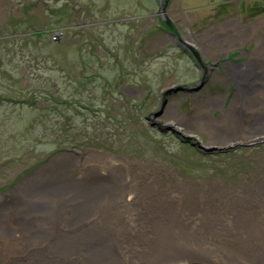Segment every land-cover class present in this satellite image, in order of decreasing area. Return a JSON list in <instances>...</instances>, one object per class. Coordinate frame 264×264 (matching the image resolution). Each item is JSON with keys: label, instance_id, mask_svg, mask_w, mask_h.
I'll return each instance as SVG.
<instances>
[{"label": "rangeland", "instance_id": "374dc122", "mask_svg": "<svg viewBox=\"0 0 264 264\" xmlns=\"http://www.w3.org/2000/svg\"><path fill=\"white\" fill-rule=\"evenodd\" d=\"M179 1L166 13L206 67L167 32L161 12L166 0H0V219L21 211L14 196L26 194L35 207L30 211L40 210L29 189L19 188L23 181L35 187L50 178L46 172L73 160L74 175L87 174L90 164L105 163L96 156L100 153L151 171L164 186L187 185V200L214 186L239 190L258 183L263 190L254 197L264 199L263 138L212 145L205 130L172 124L195 122L203 111L216 118L233 102L251 103L237 80L235 89L226 83V75L229 59H248L257 43L230 45L223 36L205 45L207 51L202 44L204 52L197 43L232 21L264 22V0H183V6ZM253 53L260 59L264 52ZM206 70L199 90H177L180 84L197 85ZM249 72V81L264 87V71ZM165 91L171 92L162 109ZM220 94L224 101L213 102ZM157 111L153 119L178 132L151 126L149 115ZM198 141L202 146L195 145ZM2 248L0 240V264L8 258Z\"/></svg>", "mask_w": 264, "mask_h": 264}, {"label": "bare ground", "instance_id": "6f19581e", "mask_svg": "<svg viewBox=\"0 0 264 264\" xmlns=\"http://www.w3.org/2000/svg\"><path fill=\"white\" fill-rule=\"evenodd\" d=\"M223 36L230 45L251 39L257 43L253 54L264 52V22L246 26L232 21L200 36L197 45L203 44L207 51L205 45ZM253 51L237 64L229 59L232 72H228L238 81L241 95L252 98L251 103L233 102L216 118L203 111L195 122L185 119L172 124L205 130L212 145L264 139V87L247 78L248 70L264 71V53L257 59ZM242 67L247 70L241 75ZM220 95L213 102L219 104L222 97L223 102L225 95ZM230 110L231 117L227 115ZM96 156L105 163L90 164L87 174L75 176L73 160L46 172L50 178L39 179L35 187L25 181L19 185L22 192L27 187L32 200L41 205L33 212L26 194L11 198L21 211L0 219L1 252L8 257L4 264H264V199L254 197L263 190L260 183L239 190L214 186L187 200L185 184L164 186L151 171L117 163L111 153ZM219 199L227 200V205H220ZM222 236L229 248L220 244Z\"/></svg>", "mask_w": 264, "mask_h": 264}, {"label": "water", "instance_id": "95a60500", "mask_svg": "<svg viewBox=\"0 0 264 264\" xmlns=\"http://www.w3.org/2000/svg\"><path fill=\"white\" fill-rule=\"evenodd\" d=\"M169 4V1L166 0L165 5L162 7L161 12H162V17H163V22L165 23V25L167 26V28L169 29V31L178 38L177 43H180L181 45L184 46L183 49H185L186 51H188L189 53H192L194 55V57L198 60V62L200 63L201 66H205L206 64L203 61L202 57L200 56V52L191 44L189 43L186 39L183 38V36L180 34L179 30L177 29V27L174 25L172 19L169 17V15L166 13V8ZM209 70V69H208ZM206 70L205 71V76L203 78L200 79L199 83L197 85H192V84H180L178 85V89L177 90H182V89H196L199 90L201 87L204 86L206 80H207V76L209 75V71ZM171 91H165L164 92V98H163V107L162 109L165 107V105L167 104L168 101V95ZM161 111H157V112H153L149 115V119L152 120L151 122V126L156 124L158 125L159 128L161 129H167V130H173L178 132V129L174 128L173 125H163L160 121H155L154 116L160 115ZM184 137H188L189 139L193 138L196 139L197 137L195 135H191V134H183ZM195 145H199L202 146L201 141L195 142Z\"/></svg>", "mask_w": 264, "mask_h": 264}, {"label": "flooded vegetation", "instance_id": "af4514ba", "mask_svg": "<svg viewBox=\"0 0 264 264\" xmlns=\"http://www.w3.org/2000/svg\"><path fill=\"white\" fill-rule=\"evenodd\" d=\"M169 1V4H168V6H170V5H172L171 3H173L174 2V0H168ZM183 0H181V1H179L178 2V4L179 5H181V6H183ZM167 32L169 33V34H171V32L169 31V30H167ZM185 50V49H184ZM186 51V50H185ZM242 59L243 58H241V59H237V60H233L236 64L237 63H239V62H241L242 61ZM246 68H244L243 69V67H242V73H241V75L243 74V73H245L246 72ZM228 71H229V73L230 72H232V68H228ZM210 73H211V69H210ZM229 73L226 75V78H227V80H226V83L229 85H231V86H234V89H235V87H236V80L234 79V78H232V76L231 75H229ZM220 75V77H221V79H222V81L225 79V74L224 73H221V74H219ZM224 98H225V96H224ZM232 98V97H231ZM231 98H230V101H231Z\"/></svg>", "mask_w": 264, "mask_h": 264}]
</instances>
